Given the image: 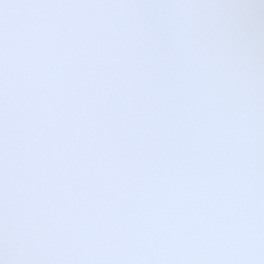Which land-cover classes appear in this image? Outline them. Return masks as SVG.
I'll use <instances>...</instances> for the list:
<instances>
[{
    "label": "snow or ice",
    "instance_id": "1",
    "mask_svg": "<svg viewBox=\"0 0 264 264\" xmlns=\"http://www.w3.org/2000/svg\"><path fill=\"white\" fill-rule=\"evenodd\" d=\"M0 264H264V0H0Z\"/></svg>",
    "mask_w": 264,
    "mask_h": 264
}]
</instances>
